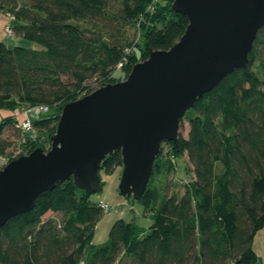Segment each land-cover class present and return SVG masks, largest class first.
Returning <instances> with one entry per match:
<instances>
[{
    "label": "trees",
    "instance_id": "1",
    "mask_svg": "<svg viewBox=\"0 0 264 264\" xmlns=\"http://www.w3.org/2000/svg\"><path fill=\"white\" fill-rule=\"evenodd\" d=\"M171 1L0 0L11 36L42 47L0 41V108L51 109L31 120L32 129L48 137L65 103L112 82L117 71L125 77L148 51L178 40L186 19ZM183 117L186 135L163 143L166 150L160 147L137 200L151 216L147 230L117 219L105 241L94 244L102 209L68 179L0 226V264H262L251 244L264 226V24L246 64L203 93ZM15 122L13 115L0 122V156L11 145L4 129L19 132ZM25 141L26 152L36 146ZM182 158L191 176L177 196L170 189ZM116 166L119 152L100 168Z\"/></svg>",
    "mask_w": 264,
    "mask_h": 264
},
{
    "label": "water",
    "instance_id": "2",
    "mask_svg": "<svg viewBox=\"0 0 264 264\" xmlns=\"http://www.w3.org/2000/svg\"><path fill=\"white\" fill-rule=\"evenodd\" d=\"M186 25L166 50L148 51L123 80L106 83L60 110L49 148L40 146L0 168V226L33 207L38 194L71 179L88 196L98 170L120 154L118 191L137 201L161 144L201 95L247 62L264 24V0H172Z\"/></svg>",
    "mask_w": 264,
    "mask_h": 264
},
{
    "label": "rangeland",
    "instance_id": "3",
    "mask_svg": "<svg viewBox=\"0 0 264 264\" xmlns=\"http://www.w3.org/2000/svg\"><path fill=\"white\" fill-rule=\"evenodd\" d=\"M8 24H10V19L5 13L0 12V41L4 43L14 38L13 36L8 35L5 32V26ZM133 31L134 30L132 27L130 28L128 27V36L129 39L131 40H134L136 38V34L135 32L133 33ZM138 43L139 44L141 43V37L139 36H138ZM26 44H29L28 47L34 49H42L41 46L35 43L26 42ZM133 53L136 54L137 50L134 49ZM114 76L116 79L108 83L120 81L126 77V76L124 77V75H122V73L119 71H117ZM50 110L35 112L33 109L17 108L14 111H10L9 109L6 108H0V122H2L5 117L13 115L14 120L17 123H20L26 118L29 119L33 118L35 115L37 117H44L50 113ZM186 132H187V124L185 118L183 117L179 120L177 133L181 134L182 136H185ZM50 135L47 137V135L39 134L33 129L28 130L26 134L23 135L13 130L11 127H6L4 129L3 136L8 139L11 145L10 148L7 150V155L0 156V168H2L9 160L19 155L28 153L26 152L27 146L25 145L26 144L25 139L33 140L34 143L36 142V146H40L45 150L48 149ZM39 142L43 143L44 145L43 146L39 145L38 144ZM161 147L163 148V152H164L166 150V146L163 145L162 143ZM187 166L188 165L185 162L184 158L176 160V172L172 176V186L170 190L171 192H175L177 196L181 194L182 184L190 179L191 174L187 170ZM120 171H121V165L116 166L109 171L100 168L98 170V176L100 180V190L88 195V200L91 203H94L96 205L100 203H104L108 207L107 210L102 209V214L94 225L93 235H92V242L94 244H100L103 241H105L111 224L113 223V221L117 219H122L126 222H132L137 227L143 230H147V228L151 224L150 214L144 212L143 207L140 203H138L137 201H133L130 198H126L119 193L118 182H119ZM48 216L52 217L55 221L59 219L58 214L47 213L44 215V217H48ZM262 232H264V230L260 231V233L257 232L256 235L257 237L255 242L259 241Z\"/></svg>",
    "mask_w": 264,
    "mask_h": 264
},
{
    "label": "crops",
    "instance_id": "4",
    "mask_svg": "<svg viewBox=\"0 0 264 264\" xmlns=\"http://www.w3.org/2000/svg\"><path fill=\"white\" fill-rule=\"evenodd\" d=\"M8 47L14 46V45H18V46H22V47H28L29 44H26V42H24L23 40H20L18 38H12L10 39L8 42L5 43ZM264 230V226L261 227L260 229H258L252 239V249L254 251V253L256 254L258 260L264 264V232L261 233L259 241H256V235L257 232L260 233V231Z\"/></svg>",
    "mask_w": 264,
    "mask_h": 264
},
{
    "label": "built area",
    "instance_id": "5",
    "mask_svg": "<svg viewBox=\"0 0 264 264\" xmlns=\"http://www.w3.org/2000/svg\"><path fill=\"white\" fill-rule=\"evenodd\" d=\"M5 32H6L8 35H11V30H10V25H9V24L5 26ZM119 65H120V64H118V66H119ZM33 110H34L35 112H36V111H47V108H46V106H37V107H35ZM34 117H37V116L35 115ZM34 117H33V118H34ZM33 118H31V119L26 118V119H24V120H23L22 122H20V123L15 122L14 126H15V128L18 129V131H19L21 134L24 135V134H26V132H27L28 130L32 129V126H31V120H32ZM98 205L100 206L101 209H106V210L108 209L107 205L104 204V203H100V204H98Z\"/></svg>",
    "mask_w": 264,
    "mask_h": 264
}]
</instances>
